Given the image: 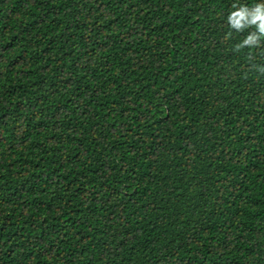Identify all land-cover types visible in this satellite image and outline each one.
<instances>
[{"label":"trees","instance_id":"obj_1","mask_svg":"<svg viewBox=\"0 0 264 264\" xmlns=\"http://www.w3.org/2000/svg\"><path fill=\"white\" fill-rule=\"evenodd\" d=\"M259 2L0 0V264H264Z\"/></svg>","mask_w":264,"mask_h":264},{"label":"clouds","instance_id":"obj_2","mask_svg":"<svg viewBox=\"0 0 264 264\" xmlns=\"http://www.w3.org/2000/svg\"><path fill=\"white\" fill-rule=\"evenodd\" d=\"M232 7L235 10L231 11L227 17L230 29L236 32L254 29L240 43L235 45L234 50L239 52L244 48H260L264 44V2L255 3L251 7L244 4H233ZM230 36L231 32L225 38L227 39ZM248 59L250 62L255 59L251 52H249ZM251 66L261 74H264V66L256 64Z\"/></svg>","mask_w":264,"mask_h":264}]
</instances>
